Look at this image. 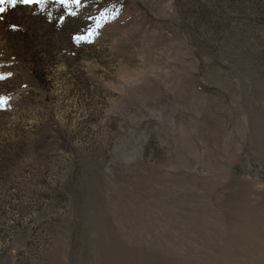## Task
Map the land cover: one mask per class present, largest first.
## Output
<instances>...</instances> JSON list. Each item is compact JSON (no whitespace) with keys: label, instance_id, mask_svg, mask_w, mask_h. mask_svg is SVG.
I'll return each instance as SVG.
<instances>
[{"label":"rangeland","instance_id":"374dc122","mask_svg":"<svg viewBox=\"0 0 264 264\" xmlns=\"http://www.w3.org/2000/svg\"><path fill=\"white\" fill-rule=\"evenodd\" d=\"M71 11L0 19V264H264V0Z\"/></svg>","mask_w":264,"mask_h":264},{"label":"snow or ice","instance_id":"6c2138e0","mask_svg":"<svg viewBox=\"0 0 264 264\" xmlns=\"http://www.w3.org/2000/svg\"><path fill=\"white\" fill-rule=\"evenodd\" d=\"M83 0H0V19H3V14L6 13L10 8L15 9L18 6H24L27 8L38 7L40 10H44L48 7L49 4L58 5L61 9H68L71 15H76L75 12H72V5L79 6ZM14 29L17 27L15 24L12 26ZM103 27V25H101ZM95 34V30H92ZM75 40L77 43L81 41H87L85 36H76ZM2 78V77H0Z\"/></svg>","mask_w":264,"mask_h":264},{"label":"trees","instance_id":"16d2710c","mask_svg":"<svg viewBox=\"0 0 264 264\" xmlns=\"http://www.w3.org/2000/svg\"><path fill=\"white\" fill-rule=\"evenodd\" d=\"M42 81H43V79L42 78H40Z\"/></svg>","mask_w":264,"mask_h":264}]
</instances>
